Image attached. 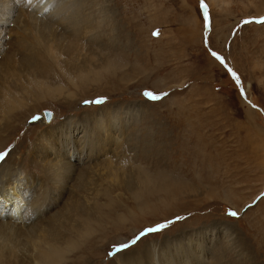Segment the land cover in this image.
Wrapping results in <instances>:
<instances>
[{
	"label": "rangeland",
	"instance_id": "1",
	"mask_svg": "<svg viewBox=\"0 0 264 264\" xmlns=\"http://www.w3.org/2000/svg\"><path fill=\"white\" fill-rule=\"evenodd\" d=\"M92 1H78L83 6L79 9L82 16ZM39 2L34 5H42ZM99 3L94 2L91 10L96 11ZM203 3L207 19L201 0H106L114 20H106V38L101 41L117 45L118 49L112 48L115 54L107 52L113 60L118 59L116 68L107 70V54H102L101 45L94 42L92 48L82 49L79 42L81 55L74 60V67L96 71L100 80L87 81V93L80 92L79 85L75 92L81 94L67 108L62 99L44 92L46 98L39 104L31 102V111L44 117L42 111L47 109L51 119L43 120L39 127L30 121L19 123L1 149L5 153L23 138L29 145L42 127L55 125L64 116L91 121L104 109L121 107L124 136L117 160H124L122 154H131V149L137 153L132 165L129 157L125 159L127 165L121 170L130 172L128 176L125 173L127 182H121L122 187L115 188L114 171L108 166L105 171L98 170L103 168L98 164L92 167L97 170L88 171L94 177H89V186L93 190L109 187L110 196L116 199L104 207L109 220L106 229L86 238L70 255L75 262L71 264H83L84 260L111 264L115 251L140 252L143 239L170 254L176 247L184 252L192 243H201L203 251L207 250L201 260L207 264L215 260L219 264H264V198L257 199L264 193V22H259L264 17V0ZM50 8L46 5L39 13L45 15ZM52 27L66 39L72 37L69 25L53 23ZM98 31L104 34L102 27ZM110 35L115 40H108ZM43 56L48 60L45 52ZM64 57H59L62 65ZM228 69L237 74L239 82ZM97 86L100 90L95 91ZM150 92L155 99L147 95ZM29 128L34 131L28 133ZM130 146L131 151L122 152ZM27 150L32 147L22 152ZM138 166L160 179L154 176L155 184L143 185L142 190L135 176ZM172 181L190 190L179 185L181 191H175ZM162 184L168 188H159ZM231 212L237 215L233 217ZM230 231L235 248L228 239ZM119 237L124 242H117Z\"/></svg>",
	"mask_w": 264,
	"mask_h": 264
},
{
	"label": "bare ground",
	"instance_id": "2",
	"mask_svg": "<svg viewBox=\"0 0 264 264\" xmlns=\"http://www.w3.org/2000/svg\"><path fill=\"white\" fill-rule=\"evenodd\" d=\"M78 1L0 0V152L18 129L19 123L30 121L29 123H36L39 127L45 120L42 115H35L36 111H31L30 105L39 104L40 100L46 98L45 93L62 99L67 108L71 106V100L81 94L75 92L79 85H82L79 91L87 93V81L100 80L96 71H82L76 64L74 67V60L81 55L79 42L82 49L92 48L94 42L101 45L102 54H107L104 59L108 71L118 65V59L113 60L107 53L113 47L117 48V45L107 46L102 43L106 38V20H114L110 17L106 0H93L92 4L100 2L97 10L92 11V4H89L83 16L79 10L82 4L80 6ZM38 2L42 5H34ZM46 5L51 7L48 13L40 14ZM53 23L61 27L69 25L72 37L66 39L52 27ZM101 27L104 34L98 31ZM110 29L115 30L114 27ZM9 32L10 37H7ZM12 33L17 36L14 37ZM111 37L112 35L108 40L113 39ZM15 41L18 42L17 46ZM6 44L13 47L7 48ZM43 52L49 56L48 60L44 58ZM113 53L115 54L114 51ZM60 56H65L63 65L59 62ZM50 82L56 84L52 85ZM66 85L74 90L66 88ZM93 89L100 90L98 86ZM78 104L81 105L80 102ZM101 111L103 109L99 112ZM123 126L121 107L104 109L102 114L91 121L64 116L59 123L42 127L29 145H26L23 138L5 153L2 152L5 155L0 160V264H71L74 260L71 259L73 255H70L74 250L94 232L106 229L109 220L104 207L107 202H115L116 198L110 196L112 192L109 187L93 190L89 184L92 185L90 179L93 180L94 177L88 171L97 170L92 167L98 164L103 167L98 170L105 171V166H108L114 171L112 176L117 181L115 188L122 187L121 182L126 184V174L128 176L130 171L122 172L121 169L127 165L125 159L128 157L127 161L133 164L132 159L137 152L131 149V154H122L124 160H117L121 138L124 136V130H121ZM76 129H79V134ZM33 131L32 128L27 129L28 133ZM136 139L137 136L134 140ZM29 146L32 150L23 153L22 149H29ZM130 148L132 147H125L122 152L131 151ZM107 151L108 155L105 154ZM73 160H77L79 165ZM138 167L135 172L137 184L142 187L148 183L155 184L157 176L148 175L147 171H142L141 166ZM166 172L167 170L164 174L167 178ZM158 177L156 179H160ZM172 183L176 187L175 191L180 190L177 189L180 183ZM100 185L98 184L99 187ZM162 185L159 187L162 190L168 188L166 184ZM181 188L189 187L184 185ZM118 216L121 217L120 214ZM228 236L230 244L235 248L236 242L231 231ZM117 240L124 242L123 237ZM141 241L139 244L142 243L143 247L140 252L139 249L115 251L111 264H207L202 255L203 252L205 256L207 250L203 251L201 243H192L184 252L176 247L175 252L170 254L168 250L164 253L160 251L154 242L146 243L144 239ZM229 251H232L231 247ZM83 264L89 262L84 260ZM211 264L219 262L215 260Z\"/></svg>",
	"mask_w": 264,
	"mask_h": 264
},
{
	"label": "snow or ice",
	"instance_id": "3",
	"mask_svg": "<svg viewBox=\"0 0 264 264\" xmlns=\"http://www.w3.org/2000/svg\"><path fill=\"white\" fill-rule=\"evenodd\" d=\"M201 7L204 8L205 11V18L207 19V15H208V10H207V6L203 3V0H201ZM259 22H264V17H261V20ZM244 23H249V21H244ZM212 56H214L217 60H220L221 63H224V60L222 57H220L216 52H212L211 53ZM228 71L231 73L232 77L234 79L237 80V82H239V77L237 76V74L232 71L231 69H228ZM147 95H149L151 98L155 99L156 97L154 96L153 93H148ZM5 154L0 152V158H3ZM264 198V193H261L260 196L257 197V199H261ZM231 216L235 217L237 215L236 212H231L230 213ZM149 231H152V229H149Z\"/></svg>",
	"mask_w": 264,
	"mask_h": 264
},
{
	"label": "water",
	"instance_id": "4",
	"mask_svg": "<svg viewBox=\"0 0 264 264\" xmlns=\"http://www.w3.org/2000/svg\"><path fill=\"white\" fill-rule=\"evenodd\" d=\"M43 114L45 117V121L48 122L51 119V111L45 109V110H43Z\"/></svg>",
	"mask_w": 264,
	"mask_h": 264
}]
</instances>
